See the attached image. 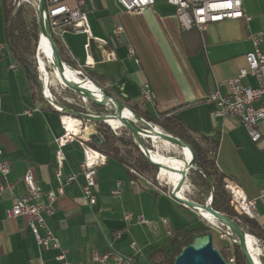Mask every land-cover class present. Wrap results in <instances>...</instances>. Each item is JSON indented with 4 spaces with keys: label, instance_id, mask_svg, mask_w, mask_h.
Listing matches in <instances>:
<instances>
[{
    "label": "crops",
    "instance_id": "obj_1",
    "mask_svg": "<svg viewBox=\"0 0 264 264\" xmlns=\"http://www.w3.org/2000/svg\"><path fill=\"white\" fill-rule=\"evenodd\" d=\"M3 1L0 0V43L5 44L0 54V149L10 172L0 177V185L11 184L13 189L0 197V264H62L55 260L57 251L37 245L25 218H6L12 198L26 196L22 178L27 171L44 194L63 188L53 214L45 216V220L61 248L67 251L70 264H98L92 256L106 254L110 245L120 256H133V264H167L161 253L153 254L154 251L165 245L170 237L168 231L172 234L187 225L177 226L180 224H175L164 208L189 209L172 200L159 184L150 181V186L139 181L132 185L126 170L107 157L104 165L96 169V203L89 206L81 193L83 177L79 165L84 157L78 141L62 148L63 165L60 176H56L54 140L63 133L61 113L44 99L33 84L28 67L7 44ZM81 1L80 9L86 15L91 37L74 32L60 35L57 40L64 65L74 72L81 69L89 80L126 107L132 105L154 119L160 114H174L197 139L216 141L217 169L239 187L246 199L256 201L254 219L264 233V200L259 199L264 187V130L261 128L258 143L251 142L237 119H215L214 104L209 100L217 87L225 95L227 88L223 83L246 67L244 56L253 49L250 35L264 34V0H241L243 13L249 17L247 22L240 19L209 24L202 34L183 30L174 7L165 0H155L152 7L138 14L123 12L114 0ZM68 3L74 6L76 0ZM117 27L123 31L115 37ZM260 48L264 53V36ZM37 54L36 49L34 60ZM145 85L151 91L149 102L141 96ZM242 85L255 88L256 82L247 76ZM25 111L31 115H25ZM81 121V129L97 134L91 123ZM70 176L76 178L64 185ZM117 182L120 194L112 197L110 192ZM184 197L193 201L185 193ZM38 202L44 203L45 199ZM125 214L131 215L129 223L124 220ZM138 218L146 224H139ZM163 219H167V224H163ZM115 231L122 234L112 242ZM135 235H143L146 242L138 244ZM131 243L136 244V251L130 248Z\"/></svg>",
    "mask_w": 264,
    "mask_h": 264
},
{
    "label": "built area",
    "instance_id": "obj_2",
    "mask_svg": "<svg viewBox=\"0 0 264 264\" xmlns=\"http://www.w3.org/2000/svg\"><path fill=\"white\" fill-rule=\"evenodd\" d=\"M17 6L28 5L31 9H34L37 16L38 2L39 0H14ZM68 1L70 0H45V13L44 19L47 21L50 33L52 37L58 39L62 33L74 32L82 33L91 37L89 24L85 13L80 9L82 4L81 0H76L74 6H71ZM123 12L127 14H138L142 10L152 7L155 4V0H114ZM165 2L174 7L175 14L179 24L183 30H195L202 34L209 24L219 23L226 20H240L244 19L246 22L249 20L242 10L241 0H165ZM123 29L117 27L113 35L117 37L121 34ZM264 34H252L250 35V41L253 49L246 53L244 56L246 67L241 69L238 74L227 80L223 85L227 88V93L223 95L220 93L218 87L211 93L209 100L214 104V110L212 116L215 119L222 117H232L239 121L242 127L245 129L251 142L258 143L262 138L261 128L264 130V53L260 48ZM99 41V40H97ZM103 45H106L104 41H99ZM5 48V44L0 43V54H2ZM87 48V46H86ZM129 56L133 55V51L128 47ZM37 56V55H36ZM35 60L37 58L35 57ZM38 71V79L41 85V94L49 105L53 106L58 112L61 113L60 123L62 128V135L56 138L55 144L57 149L55 151V162L57 166L56 176H60V169L63 165L62 148L73 141H78L83 151V161L79 165L80 174L83 177V184L81 185V193L89 206H93L96 203V169L97 167L104 165L106 156L87 144L90 142L92 136L97 134L94 132L92 135L88 134L86 138H83L82 121L76 119L70 114H66L60 107H56L52 94L49 97L45 95V85L42 80V72ZM75 74L84 79L86 82H90L88 77L83 73L81 69L76 70ZM247 76L253 78L256 82V87H245L242 85V80ZM218 84L217 86H219ZM50 86L48 91L50 92ZM142 99L145 102H149L151 99V91L148 85H145L141 91ZM85 101L86 99L83 98ZM83 101V100H82ZM83 101V102H85ZM25 115H31L30 111H25ZM1 115V109H0ZM64 119H72L79 123L80 132L76 135L74 132L67 130ZM145 121V120H144ZM114 130V129H113ZM145 142H149L151 149L157 150L156 144L148 135H141ZM150 152V151H149ZM10 172V166L7 161L2 159V151L0 149V177H6ZM130 174L134 175L136 180L130 178L132 185L137 182H143L147 185L152 183L144 176L137 174L135 171L130 170ZM76 176H70L65 179L64 185H68L72 182ZM22 183L26 189V196L22 198L13 197L11 206L6 210L5 215L7 219H15L23 217L27 221V226L30 229L37 245L45 250L51 249L57 251L55 260L62 264H70L67 259V251L63 250L59 244L58 239L54 235L53 231L47 226L45 216H50L54 212V205L57 201V195H62L63 188L60 186L57 189V193L49 192L42 193L37 187L34 178L30 171H27L23 178ZM159 185L161 183L158 182ZM13 186L11 184L0 185V197L4 191L11 192ZM224 190L229 197L230 205L238 213L245 215L250 219L255 218L256 201L248 200L243 195L239 187L229 179L224 180ZM120 194V182L116 183L115 188L110 192L112 197L119 196ZM45 199L44 203H39L41 198ZM259 199L264 200V187L259 191ZM208 202V201H207ZM124 220L129 223L131 220L130 214L124 215ZM163 224H167V219L162 220ZM139 224H146L142 218H138ZM215 232L222 240H231L230 232L226 229H221V226L215 225ZM44 234L41 235L40 232ZM122 231H115L112 233V242L120 239ZM167 236H171L168 231ZM111 249L102 255L98 256L94 254L92 256L93 261L98 264H133V256H120ZM130 248L133 251L137 250L136 244L131 243ZM258 253V257H259ZM229 264H234V260L231 258L227 261Z\"/></svg>",
    "mask_w": 264,
    "mask_h": 264
},
{
    "label": "trees",
    "instance_id": "obj_3",
    "mask_svg": "<svg viewBox=\"0 0 264 264\" xmlns=\"http://www.w3.org/2000/svg\"><path fill=\"white\" fill-rule=\"evenodd\" d=\"M3 13L7 44L13 50L17 59L32 70L33 75H31V80L33 84H36L38 89H40V83L37 80V67L33 53L31 52V45L38 40V26L35 23L29 26L24 19V11L18 9L13 13L11 6H7L6 0L3 1ZM52 38L61 61H64L58 40L54 37ZM68 71L72 74L75 73L69 68ZM63 107L73 112L94 116L111 113L108 112L105 107L93 103H91V109L68 105H63ZM128 108L133 113L141 116L147 123L152 124L156 128L158 127L159 129H157L159 132L174 136L191 148L195 156L196 169H190L186 179H190L193 185L202 188V199L193 201L205 205L207 203L206 199H209L211 193H213L212 208L232 220L245 234L253 236L259 242V246L264 248V233L257 221L245 215L238 214L230 205L229 197L224 190V180L227 178L217 169L214 161L217 151V142L204 137H198L197 139L174 114L164 113L154 119L149 117L146 112L142 113L136 110L132 105H129ZM91 124L94 126L97 135L90 138V142L87 144L89 147L103 153L107 158L116 160L126 170L130 178L136 180L135 176L130 174V170L142 176H144V173H148L151 178L147 180L151 181L153 184H158V182L154 180L157 173L156 168L150 165L141 155L137 143L131 135L128 137L124 135L117 136L113 134L105 123ZM127 147H130V149H126ZM145 147L154 153V150H150L149 143L145 142ZM133 153L135 155H133ZM151 161L156 163L152 158ZM160 189L167 191V185H161ZM207 233H212V231L203 224L196 228L183 226L172 232L171 236L166 240L165 245L159 250H155L153 254L161 253L163 262L172 264L173 259L184 247L191 243L194 237ZM227 248L226 244L218 248L226 261L231 259V256L233 257L234 264H247L236 245L235 238L231 239V255L224 253V250H227ZM258 260L261 264H264V253L258 257Z\"/></svg>",
    "mask_w": 264,
    "mask_h": 264
},
{
    "label": "water",
    "instance_id": "obj_4",
    "mask_svg": "<svg viewBox=\"0 0 264 264\" xmlns=\"http://www.w3.org/2000/svg\"><path fill=\"white\" fill-rule=\"evenodd\" d=\"M44 13H45V0H39L37 16H36L37 26H38V40L40 38V34H44L48 39V43L51 50V56H52V65L59 74L64 84L63 87L80 95L81 97L87 99L88 101H90L95 105L102 107H105L106 105H111L113 108V112L106 115L94 116L90 114L73 112L63 106H58V107H60L63 111L73 113L77 118L83 121H87L89 123L108 124L107 122L109 120L118 121L121 127H124L130 133V135L135 139L137 143V147L141 152V154L143 155V157L145 158V160L150 165L155 167L158 173L162 165H159L158 163H154L153 161H151L149 149L145 147V141L141 135H149V133L154 132L155 135L160 140L166 141L181 150L188 149L191 154L190 160L184 169H182L181 171H176L180 173L181 179L175 187L167 186L168 196L178 204L184 206L187 209L192 210L198 215H201L199 210L207 213L209 215V218H211L212 221L214 222V223L213 222L209 223L210 227L213 229L214 226L218 224L219 226L228 230L231 234L230 239L235 238L236 245L238 246L240 252L242 253L246 263L255 264L246 245L247 234H245L244 231L240 229L232 220H230L225 215L215 211L212 208L213 193H211V196L209 197L208 202L205 205L198 204L194 201L186 199L185 197L181 198L177 195L179 192H181L182 187L186 183V176L188 171L190 169H196L194 153L186 143H184L183 141H181L180 139L174 136L165 134L163 132L155 131V126L144 121L139 115L133 113L123 103L118 101L116 98L112 97L109 93H107L104 89L93 83L91 80L90 82L96 87L97 90H99L103 94L104 96L103 102L93 100L88 95L89 89L85 87H81L79 84L72 83L64 77L63 70L65 65L63 61H61L58 50L50 33L48 23L44 19ZM35 63L37 64L36 60ZM28 72L30 75H33L32 70L29 68H28ZM81 80L84 81V79ZM124 109H127L131 112L132 118L126 119L125 117H123L122 112ZM164 168L166 170L174 171L173 168L168 166H165ZM172 264H229V263L222 257L219 250L214 247L213 233H207L204 235L194 237L191 243L188 246L184 247L179 252V254L173 259Z\"/></svg>",
    "mask_w": 264,
    "mask_h": 264
},
{
    "label": "rangeland",
    "instance_id": "obj_5",
    "mask_svg": "<svg viewBox=\"0 0 264 264\" xmlns=\"http://www.w3.org/2000/svg\"><path fill=\"white\" fill-rule=\"evenodd\" d=\"M6 3H7V6L8 5L11 6L13 13L15 11H17L18 9H22L24 11V14H23L24 19H25L26 23L29 26L31 24H34V23L37 24V20H36V15H35L34 9H31L28 5L17 6V4L15 3L14 0H6ZM36 42L31 45V52L33 53V56H35L36 49H37V46H36L37 43ZM51 68L52 67L50 65H47V70H49L50 72H51ZM49 71H48V73H49V76L51 77V79L49 80L50 81V89L49 90H50V92L52 94V97L54 99V104L59 105V106L60 105H62V106L63 105H68V106H72V107H85L87 109H91V102L90 101H88L87 99L85 101L83 99V97H81L80 95H78V94L66 89L62 85H60L53 78V76L50 75ZM38 82H39V80H38ZM41 85L42 84L40 83V89H39L40 93H41ZM88 95L93 100H96V101H99V102H101V101L103 102L104 101L97 91H90L88 93ZM82 100L85 101V102H83ZM105 109L108 112H111V113L113 112V108H112L111 105H106ZM107 126L113 132L114 135H117V136L124 135L125 137H128L130 135V133L124 127L117 126L116 128L118 130H113V128H111L108 124H107ZM149 146H150V144H149ZM126 149L129 150L130 147H127ZM150 149H151V146H150ZM159 149L160 150L164 149L165 154H167L166 157L171 158L174 165L181 164L182 158H181V152H179V148L175 147V149H174V148L166 147V146H164L162 144H159ZM123 150H125V149H123ZM160 150H159L160 153H164V152H162ZM133 155H135V154L133 153ZM144 177L146 179H150L151 178V176L148 173H144ZM154 180L159 182V183H161V185H165L166 184L165 180H161L160 178H158V171H157V173L155 175ZM185 184H186L185 185L186 188L181 192L183 196H184V193H185L187 198H189V199H192V200H198V199L200 200V199H202V188H200L199 186L193 185L191 183L190 179H186V183ZM207 201H208V199H206V202ZM164 209L166 210L167 214H169L175 220V224H180V225H177V226L187 225L188 228H196L198 225H200V224L202 225L203 224L206 227H208L213 233L214 247L216 249H218V248H221L222 245L226 244V246L228 248H227V250H224L225 251L224 253L231 255V252H232L231 251V240H227V239L226 240H222V239H220L219 235L215 232L214 229H212L209 226V222H207L206 220L203 219L202 215L194 214V213L191 212L192 210H190V209L188 211H184V210L178 211L177 210V209H179L178 206H176V208H172L170 206H166ZM205 217L206 216H204V218ZM217 226H219V225L217 224ZM175 229H176V226L173 227V230H175ZM162 235H163L162 238H165V236H164L165 234L162 233ZM248 236L254 238L251 235H248ZM134 238H135V240H136V242L138 244H144L146 242L143 235L142 236L135 235ZM254 240H255V244L253 246L254 247L253 251L256 253V255H258V253H259V255H261L262 253H264V248L259 246L260 244L255 238H254ZM230 258H233V257L230 256Z\"/></svg>",
    "mask_w": 264,
    "mask_h": 264
},
{
    "label": "bare ground",
    "instance_id": "obj_6",
    "mask_svg": "<svg viewBox=\"0 0 264 264\" xmlns=\"http://www.w3.org/2000/svg\"><path fill=\"white\" fill-rule=\"evenodd\" d=\"M36 46H37V53H38L36 56L37 65H38L39 70L42 72V80L44 81L46 96L49 97L51 92L48 91V87L50 86L49 80L51 79V77L49 76V73H48L49 70H47V65H50L52 67L51 72L49 71L50 75H52L53 78L60 85L63 86L64 84H63L59 74L57 73V71L54 69V67L52 65V56H51L50 46L48 43V39L46 38V36L44 34H40V38H39V40H37ZM63 73H64V77L68 81H70L72 83L79 84L81 87H85V88L89 89L88 93L90 91H97L100 94L101 98L104 100L103 94L99 90H97L96 87L91 82L82 81L81 78H78V77H72L71 75H75V74L69 73L67 66H64ZM56 107H58V106H56ZM122 114H123V117H125L126 119L132 118L131 112L127 109H124ZM64 121H65V126L67 127V130L74 132L76 135L79 134L80 127H79L78 122H75L72 119H64ZM107 123L114 130H118L116 127L121 126L120 123L116 120H109ZM155 131L159 132V130L156 127H155ZM90 132H91V129L88 130L85 128L83 130L84 134H82L83 138H86V135L90 134ZM148 136L151 137V139L158 145L160 143L166 147H171V148L175 149V146L171 145L170 143H168L166 141L160 140L155 135L154 132L149 133ZM156 148H157V150L156 151L154 150V153L152 151H150L149 153H150V158L154 159L156 161V163H158L159 165H162L160 170H159V173H158V178H160L161 180H165L166 181L165 185L175 187L181 179L180 173L176 172V171H181L182 169H184L186 167L187 163L190 160V156H191L190 151L188 149H184V150L179 149V152H181V158H182L181 164L174 165L171 158L166 157V154L160 153L158 146H156ZM165 166H168V167H171L174 169V171L168 170L169 176H167L168 171L164 168ZM185 185L186 184H184V186L182 187L181 192L186 188ZM181 192H179L177 195L182 198L184 196L182 195ZM199 211H200L204 220H206L209 223L213 222L212 219L209 218V215L207 213H205L204 211H201V210H199ZM204 216H206V217L204 218ZM254 244H255L254 238L246 235V245H247L248 250L252 256L254 263L255 264H261L260 261L258 260V255H256V253L253 251Z\"/></svg>",
    "mask_w": 264,
    "mask_h": 264
}]
</instances>
